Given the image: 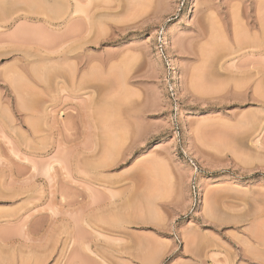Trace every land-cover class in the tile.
Masks as SVG:
<instances>
[{"label":"rangeland","instance_id":"374dc122","mask_svg":"<svg viewBox=\"0 0 264 264\" xmlns=\"http://www.w3.org/2000/svg\"><path fill=\"white\" fill-rule=\"evenodd\" d=\"M0 264H264V0H0Z\"/></svg>","mask_w":264,"mask_h":264},{"label":"bare ground","instance_id":"6f19581e","mask_svg":"<svg viewBox=\"0 0 264 264\" xmlns=\"http://www.w3.org/2000/svg\"><path fill=\"white\" fill-rule=\"evenodd\" d=\"M76 13H77V11H76V9H75L73 12L70 13V15H71V16H74ZM212 51H213V50H212ZM213 54H214V52H213ZM104 163H105V162H104Z\"/></svg>","mask_w":264,"mask_h":264}]
</instances>
